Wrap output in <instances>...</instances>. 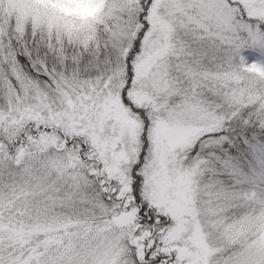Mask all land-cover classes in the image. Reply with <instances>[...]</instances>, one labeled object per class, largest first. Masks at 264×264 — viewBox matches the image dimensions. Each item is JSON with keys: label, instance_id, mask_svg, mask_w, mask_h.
<instances>
[{"label": "snow or ice", "instance_id": "snow-or-ice-1", "mask_svg": "<svg viewBox=\"0 0 264 264\" xmlns=\"http://www.w3.org/2000/svg\"><path fill=\"white\" fill-rule=\"evenodd\" d=\"M0 264H264V0H0Z\"/></svg>", "mask_w": 264, "mask_h": 264}]
</instances>
